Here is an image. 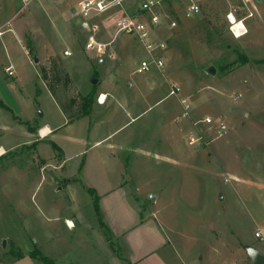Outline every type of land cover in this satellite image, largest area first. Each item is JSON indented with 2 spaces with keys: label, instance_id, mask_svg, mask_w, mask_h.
<instances>
[{
  "label": "rangeland",
  "instance_id": "374dc122",
  "mask_svg": "<svg viewBox=\"0 0 264 264\" xmlns=\"http://www.w3.org/2000/svg\"><path fill=\"white\" fill-rule=\"evenodd\" d=\"M3 1L8 27H18L34 52L28 60L19 43L0 42V264H45L41 256L52 264H129L88 188L97 195V188L113 190L112 208L130 194L139 220L163 212L193 261L248 264L242 245H251L247 254L264 249V239L255 237L260 230L264 238V71L242 66L241 39L228 19L246 12L244 0H201L193 19L184 17L188 0H164L178 25L156 32L169 48L166 68L146 74L135 72L148 56L133 35L118 36L104 56L85 49L92 34L114 41L118 20L139 13L140 0L88 28L78 15L80 0H23L16 13L13 0ZM260 11L264 20V5ZM252 12L251 23L262 20ZM261 24L253 41L264 54ZM67 50L73 55L66 57ZM10 62L17 76L4 72ZM41 66L62 73L57 88L66 104L96 90L90 118L68 123ZM174 85L180 91L171 96ZM105 90L110 101L100 106ZM182 99L191 105L187 115ZM206 118L228 132L219 136L215 125L202 123ZM45 125L54 134L40 139L38 126ZM172 229L163 228L170 239Z\"/></svg>",
  "mask_w": 264,
  "mask_h": 264
},
{
  "label": "crops",
  "instance_id": "0c3cea01",
  "mask_svg": "<svg viewBox=\"0 0 264 264\" xmlns=\"http://www.w3.org/2000/svg\"><path fill=\"white\" fill-rule=\"evenodd\" d=\"M21 1L23 0H19V1L13 0V5L15 6V13L17 12ZM7 4L8 2L7 1L5 2L3 0L0 3V30L4 31L3 36H0V42L4 46L6 43H8L12 47H17V44L19 43L21 45L20 48L22 50L23 55H25V57L28 60H31L29 56V52L26 47L27 43L24 45L23 39L19 37L18 27H14V28L8 27V24L10 23V19L7 17V11H6ZM244 5L246 6L247 10L244 14L242 13L243 15H240L239 18L236 17L235 13L231 12L236 18V20L242 21L243 24L248 29V34L240 38L241 39V53L243 55H246L249 59L248 63L242 66H246V67L259 66L257 70L258 72H262L264 71V54L260 53V47L262 46L256 45L253 39H255V37L259 38L260 34L263 32V25L261 23H264V20H263V13H261L260 8L263 7L264 0H244ZM255 8L258 10V12H260V16H261L260 19L262 20L260 21L256 20L255 23H251V21L255 19V15L252 12L253 10H255ZM250 13L253 14V17H248ZM48 46H49L48 47L49 49L51 50L54 49V45L51 44L50 40H48ZM39 48L41 50V46H39ZM1 64H2V60L0 57V65ZM9 67H12L14 71V76H17V66H14L13 63L10 62L8 65L2 66L5 73H6V69ZM244 68L245 67H243L242 69ZM259 76L257 77V80L259 79ZM248 81L251 84L250 82L251 80L248 79ZM244 84L248 85V82L245 81ZM103 92L104 93H100L99 96L104 95L105 97L110 94L108 93L107 90ZM104 97H102V99ZM107 98H108L107 100L110 101L109 97ZM99 105L103 106L102 103H100ZM84 119H87V118H84ZM84 119H81V120H84ZM37 130H38V133H39L38 135L40 139H46L47 137H50L51 135L54 134L53 129L47 125L42 126V127L38 126ZM43 130L45 131V134H42ZM40 139L38 140V142L41 141ZM96 190L98 192V197L100 199L99 202L102 205V206L100 205L102 207L100 208V212L103 215V219H104L103 221L112 231L114 236L119 239L122 245V248L124 250V253H125L126 261L128 263L130 264H202L204 263V260L201 261L202 260L201 257L200 258L197 257V260L196 258H194L195 260L193 261L192 260L193 257L191 258V256H188L186 254L185 250L188 248L189 243L188 242L179 243L176 240V236H175L176 233L172 229V227L169 225L170 223L167 222V218L163 214V212L159 214V216H157L158 212H156L157 214L156 213L153 214V217H152L153 220H151L150 218L145 219V220L144 219L139 220L137 217L138 216L137 214L141 216V213H142L140 211L141 209H139L138 206L133 201H132L133 203L131 202L130 194L129 195L126 194L127 197L124 194V198L126 197L125 198L126 201H123V204L119 201L120 198L116 199L117 200L116 204L112 208V201L115 199L114 195H117V194L111 195L113 190L107 191L105 189H98V188ZM131 204H134L135 206H137V208L135 206L132 207ZM126 215H127V218L119 217V216H126ZM119 219H121V222H118ZM69 222H72V221H69ZM167 226L173 230L175 238H172V237L171 239L168 238L166 231L163 230V228H168ZM213 242H214V245L217 244L216 240H214ZM224 245L226 246L227 243L226 244L225 242H223L222 244L220 243L221 247H223ZM248 246H251V245H242L245 251L246 260L248 264H253L252 260L249 258L247 251H246V248ZM178 250H180L181 256L177 253ZM258 250L264 255V249H258ZM198 259L200 260L198 261ZM206 261H208V263L206 262V264H217V261L215 258L214 260L208 259Z\"/></svg>",
  "mask_w": 264,
  "mask_h": 264
},
{
  "label": "built area",
  "instance_id": "2783aa9c",
  "mask_svg": "<svg viewBox=\"0 0 264 264\" xmlns=\"http://www.w3.org/2000/svg\"><path fill=\"white\" fill-rule=\"evenodd\" d=\"M26 1V0H25ZM189 5L187 6L184 17L186 19H193L198 17L201 13L200 0H188ZM128 0H80L77 4L78 15L83 20V26L85 28L90 27L89 23L94 18L100 17L101 15L112 11L115 8H124ZM164 0H140L139 3V13L137 14H126L120 18L117 22V31L114 41L110 43L98 42L95 35H91L88 39L86 46V51L88 53H94L98 56H104L107 54V50L112 46L113 42L118 38V36L126 34L133 35L144 47L147 53V59L141 62L139 67L136 69L138 74H146L151 72L153 69L162 71L166 68L165 52L169 49L167 42L165 40H160L156 32L166 29L173 30L177 27L178 23L176 20L171 19V14L165 10ZM231 16L232 13L228 15V19L231 23V32L235 38L240 39L248 34V29L243 24L242 21H237L243 24L240 28V36L235 32L234 28L237 26ZM248 17H253L250 13ZM4 31L0 30V36H3ZM72 52L65 51V56H72ZM103 63V61H101ZM6 73L10 76H14V71L12 67L6 69ZM180 88L177 85L172 87L171 96L177 95ZM101 95L98 101L102 104L106 102V96ZM182 105L185 109V114L187 115L190 111L191 105L186 99L181 100ZM205 125H215L217 128V133L222 136L228 132V127L224 123L216 124L213 119L206 118L202 121ZM200 140V139H198ZM196 139L192 138L190 141L191 145L195 144ZM257 239L263 240V235L260 230L255 233Z\"/></svg>",
  "mask_w": 264,
  "mask_h": 264
},
{
  "label": "trees",
  "instance_id": "16d2710c",
  "mask_svg": "<svg viewBox=\"0 0 264 264\" xmlns=\"http://www.w3.org/2000/svg\"><path fill=\"white\" fill-rule=\"evenodd\" d=\"M27 48L29 50V54L33 55L34 48L31 47L30 43L28 42H27ZM239 56L241 58L242 64L248 63L247 57L243 56V54H239ZM57 68H58L57 66H53V68L50 70L48 66H41V75H42V78L48 90L51 92L56 102L59 104L61 110L63 111L66 119L68 120V123L72 124L74 122L80 121L81 119L90 118L93 112L94 105H95L96 90L94 89L90 91L87 95L82 96L79 102H77L76 98H71L68 104H66L60 99L59 94H58L57 87L59 85L58 83L61 82L60 77L62 76V73ZM51 73H53L54 75L51 76ZM64 83L65 85H68L69 83H71V80L68 74L66 76V81ZM72 107H76V111L72 110ZM88 190L95 196V199L98 205L99 197L96 191L91 188H88ZM109 230L110 229L107 227L106 231H109ZM22 255L23 254H20L19 256L22 258L23 257ZM34 258H36V256H34ZM41 261H43L45 264H52V261L50 259L44 258L42 256H41Z\"/></svg>",
  "mask_w": 264,
  "mask_h": 264
},
{
  "label": "water",
  "instance_id": "95a60500",
  "mask_svg": "<svg viewBox=\"0 0 264 264\" xmlns=\"http://www.w3.org/2000/svg\"><path fill=\"white\" fill-rule=\"evenodd\" d=\"M35 62L38 63L39 60L35 59ZM213 71L216 72L215 69H213ZM94 83H96V81H94ZM248 256L253 264H264V255L260 251L254 248H248Z\"/></svg>",
  "mask_w": 264,
  "mask_h": 264
},
{
  "label": "bare ground",
  "instance_id": "6f19581e",
  "mask_svg": "<svg viewBox=\"0 0 264 264\" xmlns=\"http://www.w3.org/2000/svg\"><path fill=\"white\" fill-rule=\"evenodd\" d=\"M230 19H232L233 22L237 25V26H235L234 30L238 34V36H240V28L242 27L243 24H240L239 22H237L236 21V18L234 16H231ZM42 134H45V131L44 130L42 131ZM67 224H68V226L70 228H73L74 227V223H72V222H68Z\"/></svg>",
  "mask_w": 264,
  "mask_h": 264
}]
</instances>
